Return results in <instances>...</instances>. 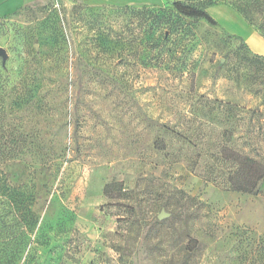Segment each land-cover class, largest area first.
Returning a JSON list of instances; mask_svg holds the SVG:
<instances>
[{
	"label": "rangeland",
	"instance_id": "374dc122",
	"mask_svg": "<svg viewBox=\"0 0 264 264\" xmlns=\"http://www.w3.org/2000/svg\"><path fill=\"white\" fill-rule=\"evenodd\" d=\"M173 1L32 0L0 16V169L7 186L36 183L15 264H264V179L256 193L230 182L264 166V36L237 0H212L216 26Z\"/></svg>",
	"mask_w": 264,
	"mask_h": 264
},
{
	"label": "trees",
	"instance_id": "16d2710c",
	"mask_svg": "<svg viewBox=\"0 0 264 264\" xmlns=\"http://www.w3.org/2000/svg\"><path fill=\"white\" fill-rule=\"evenodd\" d=\"M210 5H212V0H209L204 5L195 4L186 0H174V12L167 9L165 15H170L172 12H176L180 18L187 17L194 20H205L210 25H219L218 20L208 11V7ZM235 7L244 16V18L251 25L257 27V29H259V31L264 36V0H237L235 2ZM167 25L170 28L172 24L170 22ZM256 59L258 62L264 64V56H256ZM251 163L256 166L253 170H251L252 173L248 175L247 166ZM249 164L245 165L243 169V172L247 173V175H243L242 173L240 174L244 184L243 182L239 183L238 181L233 183L235 178L234 174L230 178L231 189L246 193L257 192L256 188L258 183L264 179V166L261 167V163L252 158L249 160ZM5 177L6 173L0 169V197L7 198V201L10 205L8 212L12 215V218L8 224L4 223V220L1 221V223L3 227H8V235L10 239L9 243L14 249L11 263L15 264L24 247L32 243V239H28L27 235L34 220V214L31 212L30 208L35 201L36 183L32 172L28 174V177L24 182L18 185L11 184L7 186ZM115 187L122 189L121 182L108 183L105 186L106 194L112 195V190ZM127 207L130 212H135L134 206ZM0 219H2V217H0ZM256 241L259 243V245L264 247V236L259 237V239Z\"/></svg>",
	"mask_w": 264,
	"mask_h": 264
},
{
	"label": "crops",
	"instance_id": "0c3cea01",
	"mask_svg": "<svg viewBox=\"0 0 264 264\" xmlns=\"http://www.w3.org/2000/svg\"><path fill=\"white\" fill-rule=\"evenodd\" d=\"M30 1H32V0H0V16H3L5 14L15 10L19 6H21L23 4H26V3L30 2ZM84 1L86 3H88V4H94V5L103 4V3L115 4V5H125V4H133V3L134 4L135 3H149V2L160 1V0H84ZM227 21H228V19H227ZM230 22H244V21L241 20L238 16H237V20H235L231 16L230 17ZM245 27H246L247 34H251V30L248 28L249 26L245 24ZM260 44L262 45V47H263L262 50L264 51V40L260 41Z\"/></svg>",
	"mask_w": 264,
	"mask_h": 264
},
{
	"label": "water",
	"instance_id": "95a60500",
	"mask_svg": "<svg viewBox=\"0 0 264 264\" xmlns=\"http://www.w3.org/2000/svg\"><path fill=\"white\" fill-rule=\"evenodd\" d=\"M0 56L3 58L4 61H6L7 58H8V52H7V50L4 47H1V46H0ZM168 215H169L168 213L161 212L159 214V218L162 219V218H164V217H166Z\"/></svg>",
	"mask_w": 264,
	"mask_h": 264
}]
</instances>
